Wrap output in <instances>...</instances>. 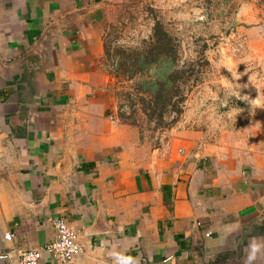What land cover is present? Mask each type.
Listing matches in <instances>:
<instances>
[{
	"label": "crops",
	"instance_id": "obj_1",
	"mask_svg": "<svg viewBox=\"0 0 264 264\" xmlns=\"http://www.w3.org/2000/svg\"><path fill=\"white\" fill-rule=\"evenodd\" d=\"M112 1L0 0V264L43 249L55 219L79 235L74 264H264V131L152 145L122 121L102 72Z\"/></svg>",
	"mask_w": 264,
	"mask_h": 264
},
{
	"label": "rangeland",
	"instance_id": "obj_2",
	"mask_svg": "<svg viewBox=\"0 0 264 264\" xmlns=\"http://www.w3.org/2000/svg\"><path fill=\"white\" fill-rule=\"evenodd\" d=\"M161 24L172 38L186 77L180 114L148 119L138 102L145 76L110 75L116 54L149 42ZM102 72L111 80L116 113L152 145L173 132L197 133L207 142L248 147L264 131V0H114L103 9ZM127 53V52H126ZM190 69V70H189ZM199 83L189 89L193 78ZM185 87V88H184ZM146 113L152 111L146 107ZM156 115V114H155ZM156 118V119H155ZM211 264H240L236 254Z\"/></svg>",
	"mask_w": 264,
	"mask_h": 264
},
{
	"label": "trees",
	"instance_id": "obj_3",
	"mask_svg": "<svg viewBox=\"0 0 264 264\" xmlns=\"http://www.w3.org/2000/svg\"><path fill=\"white\" fill-rule=\"evenodd\" d=\"M104 54L105 58L109 57L108 51L104 50ZM116 58V61L112 62L115 69L110 74L115 79L122 77L129 81L137 76H145L141 79L143 81L138 90V102L149 120L154 117L161 120L166 114L181 113L179 107L186 94L181 90L185 82L180 81L187 75L186 66L178 67L180 57L176 45L161 24L153 27L149 42L143 44L142 48L121 51V54H116ZM193 79L189 89L199 83L198 78ZM146 107L152 111L150 115L146 113ZM122 119L124 118L121 115Z\"/></svg>",
	"mask_w": 264,
	"mask_h": 264
},
{
	"label": "built area",
	"instance_id": "obj_4",
	"mask_svg": "<svg viewBox=\"0 0 264 264\" xmlns=\"http://www.w3.org/2000/svg\"><path fill=\"white\" fill-rule=\"evenodd\" d=\"M55 231L54 239L39 251L27 250L18 254L17 264H39L42 253H46L57 264H74V260L83 253L79 243L77 231L68 227V225L59 219L52 222ZM209 237V234L205 235ZM11 234L3 236L4 241L9 242ZM0 259H6L1 257Z\"/></svg>",
	"mask_w": 264,
	"mask_h": 264
}]
</instances>
